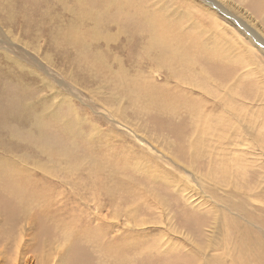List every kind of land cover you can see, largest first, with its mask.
<instances>
[{"label":"rangeland","instance_id":"rangeland-1","mask_svg":"<svg viewBox=\"0 0 264 264\" xmlns=\"http://www.w3.org/2000/svg\"><path fill=\"white\" fill-rule=\"evenodd\" d=\"M0 264H264V0H0Z\"/></svg>","mask_w":264,"mask_h":264},{"label":"bare ground","instance_id":"bare-ground-1","mask_svg":"<svg viewBox=\"0 0 264 264\" xmlns=\"http://www.w3.org/2000/svg\"><path fill=\"white\" fill-rule=\"evenodd\" d=\"M15 215V214H14ZM50 234V233H49Z\"/></svg>","mask_w":264,"mask_h":264}]
</instances>
